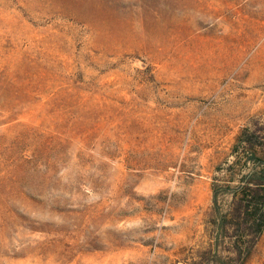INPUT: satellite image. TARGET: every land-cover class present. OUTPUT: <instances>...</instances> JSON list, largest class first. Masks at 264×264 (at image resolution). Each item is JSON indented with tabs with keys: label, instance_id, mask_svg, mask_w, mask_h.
Masks as SVG:
<instances>
[{
	"label": "rangeland",
	"instance_id": "rangeland-1",
	"mask_svg": "<svg viewBox=\"0 0 264 264\" xmlns=\"http://www.w3.org/2000/svg\"><path fill=\"white\" fill-rule=\"evenodd\" d=\"M263 169L264 0H0V264H264Z\"/></svg>",
	"mask_w": 264,
	"mask_h": 264
},
{
	"label": "trees",
	"instance_id": "trees-1",
	"mask_svg": "<svg viewBox=\"0 0 264 264\" xmlns=\"http://www.w3.org/2000/svg\"><path fill=\"white\" fill-rule=\"evenodd\" d=\"M261 175L264 177V169L261 171ZM255 186H256V189H257V190H255L257 192V194H260V193L264 194V183L255 184ZM258 200L259 201L260 200H264V198H260ZM242 207L246 210V212H249L250 208H248L247 206L239 207V211L242 210ZM252 216H257L258 217L257 219H258L260 224H258L259 228H258L257 234H260L262 229L264 228V207H261V208L256 207L255 209H253V215ZM244 251H245L244 248H239V247H236V246L233 248V254H235V256L237 258L236 262H238V261L243 259V256L245 255ZM247 252H249V249H246V253ZM244 260H245V257H244Z\"/></svg>",
	"mask_w": 264,
	"mask_h": 264
}]
</instances>
